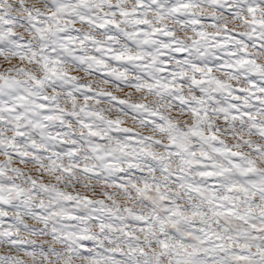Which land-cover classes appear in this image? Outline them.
Returning <instances> with one entry per match:
<instances>
[{
	"label": "snow or ice",
	"instance_id": "obj_1",
	"mask_svg": "<svg viewBox=\"0 0 264 264\" xmlns=\"http://www.w3.org/2000/svg\"><path fill=\"white\" fill-rule=\"evenodd\" d=\"M0 264H264V0H0Z\"/></svg>",
	"mask_w": 264,
	"mask_h": 264
}]
</instances>
